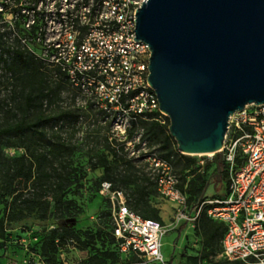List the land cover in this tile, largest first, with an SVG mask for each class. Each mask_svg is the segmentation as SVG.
<instances>
[{
    "label": "built area",
    "instance_id": "2783aa9c",
    "mask_svg": "<svg viewBox=\"0 0 264 264\" xmlns=\"http://www.w3.org/2000/svg\"><path fill=\"white\" fill-rule=\"evenodd\" d=\"M142 2L34 0L21 9L28 15V29L38 17L35 38L46 56L32 50L26 38L21 41L37 57L58 67L73 87L109 115L110 139L116 148L125 150L145 146L143 129L136 125L138 118L158 112L155 119L165 122L146 79L148 45L133 40L134 13ZM220 150L227 168L224 193L201 198L196 206H189L187 193L179 188L178 175L166 158L154 149L144 150L142 155L158 193L172 205L175 224L193 225L204 210L209 218L223 224L224 259L264 264V104H247L229 116ZM98 193L109 202L112 234L120 253L164 264L161 239L165 226L133 211L123 192L109 181L101 182Z\"/></svg>",
    "mask_w": 264,
    "mask_h": 264
},
{
    "label": "rangeland",
    "instance_id": "374dc122",
    "mask_svg": "<svg viewBox=\"0 0 264 264\" xmlns=\"http://www.w3.org/2000/svg\"><path fill=\"white\" fill-rule=\"evenodd\" d=\"M33 1L0 0V8H3V4L8 5V8L0 11L2 51L7 46L15 44L17 39L24 38L22 34L27 33L26 29H28L26 27L28 15L22 11L12 15L9 11L27 8ZM39 23L38 17H35V24L39 25ZM33 40L36 43H33ZM28 45L37 54L46 56L42 53V47L35 37L30 38ZM6 55L7 53H4L2 57L7 58ZM45 63V69H49L50 63L48 61ZM45 69V85L49 88L48 96L43 100L41 107L31 108L27 119H33L40 112V108L44 115L49 116H53L59 111L69 113L55 125L52 123V130L49 128L50 124L47 125V129L55 139L68 144V150L55 153L56 159L63 162V165L71 173L66 187L78 194V203L86 222L103 226L105 232L109 230L108 205L98 193L100 182L104 180L105 175L113 178V185L127 197V203L131 208V204L139 198L134 189L135 183L133 182L136 180L139 189L147 193L144 199L149 204L146 206L143 201H140L139 211L136 212L142 217L156 219L165 226L166 231L161 239V254L164 264H238L223 258L220 230L211 235L204 233L205 224L211 225L212 223L208 217H200L193 225H188L185 222L174 223L172 205L158 193L154 176L142 155L144 150L152 149L162 153L159 145L145 139L144 147L135 145L128 150L122 147L121 159L118 160L111 149V142L113 143L114 139H110L112 126L109 115L101 111L81 90L66 82H58L56 77L50 76ZM19 76L9 72L3 60L0 59V127L19 118L17 106L23 101L20 90L24 87L23 79ZM25 146L26 144L22 143L4 146L3 153L9 157L23 153L27 155L29 151ZM30 149L33 148L30 147ZM132 150L133 153H131ZM219 157V153L193 156L198 164L205 165L203 170L200 167L205 181L203 190L205 198H210L213 194L224 193L223 183L227 180V174L221 179L220 175L218 177L216 162ZM104 163H106V167L101 165ZM175 173L179 176L176 167ZM20 186L24 187L23 183ZM5 199L8 201L6 208H4V202L0 200V216L4 215L6 228L5 237L0 239V264H10L11 262L44 264L35 252H38L41 238L51 228L74 225L75 218L59 217L48 212V216L44 219L34 213L26 215L22 219H15L14 207L10 204L11 197H5ZM154 210H157V214L154 213ZM181 224H184L182 228ZM104 246L116 249L114 243L105 241ZM88 254L87 250L76 248L70 241L57 243L56 257L59 264H85L84 260ZM124 261L128 262L124 263ZM114 264L163 263L152 262L143 257L132 255L129 259L119 258Z\"/></svg>",
    "mask_w": 264,
    "mask_h": 264
},
{
    "label": "water",
    "instance_id": "95a60500",
    "mask_svg": "<svg viewBox=\"0 0 264 264\" xmlns=\"http://www.w3.org/2000/svg\"><path fill=\"white\" fill-rule=\"evenodd\" d=\"M134 15L176 149L219 167L229 116L264 104V0H143Z\"/></svg>",
    "mask_w": 264,
    "mask_h": 264
},
{
    "label": "trees",
    "instance_id": "16d2710c",
    "mask_svg": "<svg viewBox=\"0 0 264 264\" xmlns=\"http://www.w3.org/2000/svg\"><path fill=\"white\" fill-rule=\"evenodd\" d=\"M6 8H8V5L3 4L2 10ZM21 9L10 10L9 12L15 15L16 13H20ZM26 32L22 34V37H26L29 42L31 37L36 36L37 25H32L30 29H26ZM33 43H36L35 40H33ZM1 49L2 39L0 34V59L3 60L9 72L17 77L20 75L19 78H22L24 82V87L20 90L23 101L17 106L19 118L0 127V200L4 202V208L8 206V201L5 197H11L10 204L14 207L15 219H22L32 213L44 219L48 216V212H52L59 217L67 216L75 218L74 225L51 228L41 238L38 244V252H35L44 264H59V260L56 257L57 243L59 241L66 243L70 241L76 248L87 250L89 254L84 260L85 264H114L119 258L124 260L126 258L129 259L132 255H136L129 253L124 256L120 253L118 240L112 234L110 205L104 197L102 199L107 202V215L110 218L108 232H105L103 226H99V224L94 225L93 223L86 222L78 203V194L74 190H68L66 187L71 173L63 165V162H59L56 159L55 153L68 150L69 147L66 142L55 139L48 131L47 125L50 124L49 128L52 130L53 125L51 124L54 123L55 125V123L64 116L69 115V113L59 111L53 116H49L44 115L40 108V112L33 119H27L31 108L41 107L43 100L49 93V88L45 85V61L29 51L27 45L20 38L16 40L15 44L7 46L4 51ZM4 53H7V58L2 57ZM45 71L46 73L48 71L50 76L56 77L58 82H66L71 85L66 75L58 67L50 66ZM99 109L105 112L103 109ZM158 114V112H154L146 118H138L136 125L143 129L142 139H147L158 144L159 149L162 150V153L159 152V154L172 164L174 171L175 167L177 168L180 176H178L179 188L187 193L189 206H196L201 198H205L203 193L205 181L202 172H200V167L203 170L205 165L198 164L193 156L182 154L176 149L175 141L169 135L167 129L169 124L168 118L165 116V122L161 123L155 119V116ZM11 140H14V142H11ZM16 143L26 144L25 148L29 153L27 155L23 153L12 157L6 156L3 153V147ZM111 146L113 154L120 160L122 147L118 146L116 148L114 142H111ZM30 147L33 149H30ZM101 165L106 167V163ZM216 169L218 177L220 175V179L221 177H226L227 168L223 160ZM103 181L111 182L112 187L116 188L112 183L113 178L111 176L105 175L104 180L101 182ZM22 183L24 187L20 186ZM133 183H135V193L139 195V198L131 204L133 209L128 205L126 196L125 198L127 205L136 212L139 211L140 201H143L146 206H149V204L144 199L147 193L139 189L136 180ZM226 185L227 180L223 183L224 189ZM217 196L219 194L212 195V197ZM48 198L50 199L48 200ZM136 213L139 214L138 212ZM154 213L157 214V210H154ZM202 216L208 217L204 210L200 214V217ZM209 219L212 223L211 225L205 224L204 233L211 235L220 230V236H222L224 232L223 224L213 221L211 218ZM183 226L184 224H181V228ZM5 234V218L2 215L0 216V239H3ZM105 241L114 243L116 249L105 247ZM127 262L124 261V263ZM229 262L244 263L242 261Z\"/></svg>",
    "mask_w": 264,
    "mask_h": 264
},
{
    "label": "crops",
    "instance_id": "0c3cea01",
    "mask_svg": "<svg viewBox=\"0 0 264 264\" xmlns=\"http://www.w3.org/2000/svg\"><path fill=\"white\" fill-rule=\"evenodd\" d=\"M213 220V219H212ZM213 221H216V220H213ZM216 222H218V221H216ZM221 239H222V236H221Z\"/></svg>",
    "mask_w": 264,
    "mask_h": 264
},
{
    "label": "bare ground",
    "instance_id": "6f19581e",
    "mask_svg": "<svg viewBox=\"0 0 264 264\" xmlns=\"http://www.w3.org/2000/svg\"><path fill=\"white\" fill-rule=\"evenodd\" d=\"M212 154V153H209V155Z\"/></svg>",
    "mask_w": 264,
    "mask_h": 264
}]
</instances>
